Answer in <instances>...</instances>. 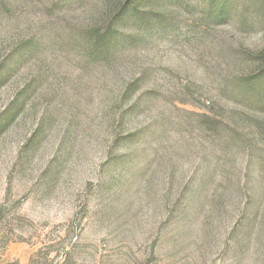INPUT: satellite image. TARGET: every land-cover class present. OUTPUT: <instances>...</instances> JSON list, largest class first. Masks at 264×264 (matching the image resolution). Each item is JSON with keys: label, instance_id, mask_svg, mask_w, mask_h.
<instances>
[{"label": "rangeland", "instance_id": "374dc122", "mask_svg": "<svg viewBox=\"0 0 264 264\" xmlns=\"http://www.w3.org/2000/svg\"><path fill=\"white\" fill-rule=\"evenodd\" d=\"M243 1L0 0V264H264Z\"/></svg>", "mask_w": 264, "mask_h": 264}, {"label": "trees", "instance_id": "16d2710c", "mask_svg": "<svg viewBox=\"0 0 264 264\" xmlns=\"http://www.w3.org/2000/svg\"><path fill=\"white\" fill-rule=\"evenodd\" d=\"M137 0H135L136 2ZM243 4L244 11H254L257 12L259 15H261L264 19V0H244L243 2H239ZM216 11H214V16L222 17L226 11L229 10L228 4L224 3L222 5V2H216ZM97 36V31L90 32V38L95 39ZM104 38H107L109 36V31H106L105 34H103ZM26 48H29L32 45L31 41H26L24 43ZM258 58L262 61H264V47L262 48L261 53L259 54ZM136 82H138V79H133L130 81L124 88L123 93L130 92L132 87L136 85ZM16 103L13 102L11 106H15ZM212 126L211 128L215 127V121L211 122ZM4 126V122H0V129ZM112 154L111 147L106 151V156L110 157ZM124 157H116L115 160L121 161Z\"/></svg>", "mask_w": 264, "mask_h": 264}]
</instances>
